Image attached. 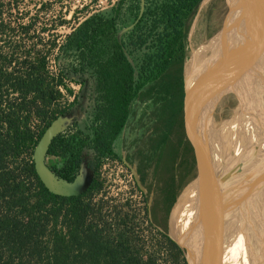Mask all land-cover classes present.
<instances>
[{"label": "trees", "instance_id": "obj_1", "mask_svg": "<svg viewBox=\"0 0 264 264\" xmlns=\"http://www.w3.org/2000/svg\"><path fill=\"white\" fill-rule=\"evenodd\" d=\"M202 1L151 0L124 40L118 36L121 0L110 16L94 14L66 36L62 49L79 50L82 59L68 65L57 61L54 70L50 62L55 42L45 48L39 42L27 47L23 38L14 40L18 29L3 18L0 0V264H157V257L145 256L130 235L126 218L118 215L112 223L102 204L94 201L103 193L98 172L105 158L118 156L117 139L134 113V101L152 92L153 85L140 89L139 80H156L168 98L162 117L166 133L156 149L155 175L162 199L154 205L150 220L157 233L167 237L170 210L179 190L193 177L181 93L191 22ZM224 3L220 0L221 10ZM19 32L25 36L27 27L20 24ZM101 44L109 54L90 73L98 80L92 124L77 130L75 124L69 126L48 148V155L62 160L51 167L58 177L74 181L86 156L94 175L79 194H58L38 174L34 150L47 128L79 101L77 95L69 98L68 81ZM141 51L144 58L137 69L129 54ZM176 225L178 212L171 228Z\"/></svg>", "mask_w": 264, "mask_h": 264}, {"label": "rangeland", "instance_id": "obj_2", "mask_svg": "<svg viewBox=\"0 0 264 264\" xmlns=\"http://www.w3.org/2000/svg\"><path fill=\"white\" fill-rule=\"evenodd\" d=\"M263 1H238L241 4V10L239 9L233 18H230L225 23L223 13L226 12L227 0H224L225 3L222 10L220 0H203L191 22L187 40L189 51V56L186 60L187 66L194 64L201 57L202 52L207 48V43L224 26L233 23L230 34L225 37L228 39H237L241 34L246 33L248 27L260 19ZM119 2L121 0H1V8L3 10V18H6L10 24L18 29L12 35L14 40L23 38L27 47H32L36 42H39L38 46L45 48H48L52 41L55 42L56 46L52 50L50 63L51 67L57 70V61L68 65L74 61L79 62V59H82L79 50L64 51L62 49L61 45L65 41L66 36L83 20L94 14L110 16L114 13L113 8L117 7ZM150 2L151 0H122L120 18L117 19L119 38L127 39ZM135 14H138V16ZM20 24L27 27L25 36H19L21 35L19 32ZM259 26L258 30L260 29ZM145 50L149 51V48H145ZM245 53L246 50L237 58L231 69L220 77V82H226V98L220 92L221 86L218 81L217 84L212 85L211 94L199 110L200 115L198 106L194 111L196 113L194 115L195 119L199 122L201 128L202 143L207 147V150L209 149V155L213 152L215 156L222 144L220 120L223 118L228 106L227 103L230 100L228 93L233 87L232 79L237 74L235 67H237V70L240 67L239 70H241L245 60ZM108 54L109 48L101 44L100 48L89 56L85 67L81 68L78 65L77 71L72 73V79L68 81L72 94H68V96L73 99L74 95H77L79 101L67 114L62 116L63 118L58 122V129L64 126L62 131H65L74 124V130L84 129L85 125L92 124L94 119L93 106L98 95L96 90L98 80L96 76H90V73L99 63L107 59ZM129 57L133 59L137 69H139L144 58L142 51L130 53ZM139 75L138 71L137 79L140 78ZM141 81L143 83L140 89L145 91L150 85H153L152 92L144 99H136L134 101V113L130 116L127 125L117 139L116 151L118 156L105 158L98 172V178L103 182V193L96 196L94 201L102 204L105 216L112 218V223L117 222L116 218H118V215L126 218V229L129 230L130 235L134 237L133 239L136 237L135 240L142 246L145 256L150 253L157 257V264H238L239 258L245 260V262L246 259L250 261V256L252 257L253 254L250 255L246 251L249 256L244 254L245 256L239 257L240 251L237 254L240 244H234L235 246L231 247L230 251L234 250V255L227 253V255L225 254L224 256L223 254L221 256L222 251L218 248L214 249L213 246L215 244L209 238L208 228H205L206 224L201 220L203 219L202 215L204 216L206 213L196 202L198 201V194L196 187L192 184L195 183L193 177L187 180L179 190L177 199L170 210L166 231V235L170 239L168 240L164 235L160 236L155 226L151 225L150 216L153 214L154 205L162 199L158 176L157 174L155 175L156 149L159 140L166 133L162 117L164 115L163 104L167 101L168 95L163 91L164 87L156 83V80L141 78L139 82L141 83ZM229 150L230 147L225 151L227 152V157L231 159ZM88 157L86 156L84 159L79 175L73 181L74 185L71 187V184H69L64 186V188L66 187L72 192H81L89 185L94 174L88 166ZM45 162L47 167L51 169L52 166L60 164L62 160L59 157L47 155ZM142 176L144 181H142ZM262 195L264 197V193ZM256 200L257 198L254 199L255 203H257ZM175 209H181L182 221L181 223L179 221V225L172 229L174 236L171 232V225L172 211ZM193 209H196V211L200 210V220L198 217L197 222H195L196 213ZM163 215V211L159 212V216L162 217ZM188 218L192 234L189 236L187 235L189 233L186 232L185 235L187 238L192 237L194 243L180 240ZM248 222L259 233L260 241L256 242L259 246L261 245V255L259 254L256 264H264V230H262V227L264 229V224L261 223L260 227L257 228L253 225L254 222V224L259 226L256 219H252V223L248 219ZM59 224L64 229L65 224L63 222ZM203 228L204 230H202ZM202 231L203 235H201ZM243 236L245 239L254 240L251 234ZM170 240L174 242V245L170 243ZM195 241L197 242L195 243ZM242 243L245 245V241H242ZM255 245V243L249 244V246L253 247Z\"/></svg>", "mask_w": 264, "mask_h": 264}, {"label": "bare ground", "instance_id": "obj_3", "mask_svg": "<svg viewBox=\"0 0 264 264\" xmlns=\"http://www.w3.org/2000/svg\"><path fill=\"white\" fill-rule=\"evenodd\" d=\"M238 1H240V0H227L226 12L223 13L224 14V22L225 23L230 18L232 19L233 16L236 14V12L239 11L241 4H240V2L238 3ZM261 5H263V6H261L260 19L259 20L257 19L258 21H256L255 23L253 22L254 24L250 23L251 25L248 27V29L250 27H252L253 25H255V27L257 28L260 25V22H262L261 23L262 26H260V29L264 30V27H263L264 26V16H262V14L264 13V4H261ZM257 7H258V5H257ZM239 14H240V12H239ZM253 15H255V14H253ZM257 17H258V15H257ZM247 19H248V17H247ZM221 20H223V19H221ZM219 28H221V27H219ZM248 29L246 30V32L248 31ZM245 54H246L245 55V60H244V63L242 64V67H241V70H240V78H239L238 83H237L236 86L234 84H232L233 85L232 90H230V92L228 93L229 97H230L229 98L230 100L227 103L228 106L226 108V111L224 112V116L220 120V125L219 126H220V130H221V134H222L221 135L222 136V140H221L222 144L220 145V147L217 150L218 153L215 156H213V159H212V164L214 165V168L216 169L217 173H216L214 168L213 169L212 168L210 169L209 167L207 168V166H206L204 161L201 162L200 166H201V171L203 172L204 177L206 179V183L209 186H211L213 190H217L216 191L217 195L219 194L218 190H219V187L221 186L220 178H222L223 184H224V187H225V192H226L228 198L229 199L231 198L230 200H232L240 208V211L242 212V214L244 215V217L246 218L247 221L249 219V221L251 222L252 219L253 220L256 219V221L259 224V226L254 224V222H253V225L258 228V227H260L261 223L264 224V197L261 194L256 200L257 203H255L254 202L255 198L253 199L251 197V195H252L251 192H253V191L256 192L258 189H261L262 193H264V187H262V184L258 183V181H257L253 185L251 184L252 186L248 185L247 189H244L247 186V182L244 181V182L240 183V185L242 186V189H244L243 191L247 190L251 194H249L247 192H242L240 194L238 186L233 181L234 180L233 179L234 176H233V172H232L233 168L231 167L232 160L227 157V152L225 151L229 147H230V150H229L230 153L232 152L231 148L236 150L238 148V146H241V147L245 146L246 147V142L244 141L243 138H241L240 140H241V142H245V143H240L239 142V136L242 133L240 134L241 130L238 131L237 129L239 127H241V126L247 127L248 126V122H249V124L251 122V125L254 128L253 135H254V137L256 139L255 142H257V146H256L257 148H255V149H257V152H259L258 156L264 158V140H263V137H262V134H264V120L263 121L262 120L258 121V119H255L256 116L253 115V114L252 115L254 116V118L251 119L252 118L251 117L252 116L251 112H253L251 106H253L257 102L258 105H260L262 108H264V96H261V94L258 95V91H257V89L261 88L262 84L264 83V77L260 79V76L262 74L261 73L262 70L264 72V65L261 66V67L258 66V68H257V64L260 65V62H261V60H259L258 57L260 56V58L261 59L263 58L262 60H264V36H263V38L261 37V39L256 40L253 44H251L249 47H247ZM259 71H261V72H259ZM260 80H262V82ZM226 81H227V79H226ZM259 82H261V83L259 84ZM219 85L221 86V91L220 92L223 93V95L226 98V88H227L226 87V82H224V81L220 82V79H219ZM247 86H249V87H247ZM260 90H262V88ZM216 96H217V94H216ZM240 101H241V103H242L241 105L243 106L244 109L241 108V106L238 104ZM262 117L264 119V112L262 114ZM60 119H61V117L54 123V125L51 128L49 134H54L58 130H61V129L64 128V126H63L62 128L58 129V122H59ZM216 121H217V119H216ZM218 123H219V121H218ZM251 125H249V126L251 127ZM211 132H213V131H211ZM259 134H261V135H259ZM48 138L46 139V141H45V143L43 145V148H45V146L47 144V141H48ZM260 139H262V140H260ZM222 148H224V149L222 150ZM233 154L235 155V151H234ZM255 158H257V157H255ZM239 164H242L243 166H245L243 168V170H245L246 168L249 167L248 159H246L245 161L239 162ZM247 170H245L246 173H248ZM257 171H258V169H257ZM40 172H41L42 176L44 177V179L47 181V183L54 190H56V191H62L63 190L64 182L62 180L58 179L53 174V172H51L49 170L48 167L41 166ZM245 179H247V178H245ZM192 184H193V186L196 187L195 183H192ZM197 198H198V196H197ZM217 201L218 202L220 201V199H218V197H217V199L213 200L212 202H217ZM227 203L228 202L220 201V204H221L220 207H221V210H222L221 218H222L223 213L225 212L228 215H230L231 220H233L234 222H238L237 215H236L237 209L233 208L234 205H232L230 203L227 206ZM196 209H193V211H195V213H196L195 214V222H197V218L198 217H199V220H200V210L196 211ZM212 210H213V208H212ZM229 222H230L229 219H226L225 221H223V223L221 225L229 227V225H227V224H229ZM215 223H216V221H215ZM231 226H233V224ZM202 230H204V228ZM262 230H264L263 227H262ZM233 231H235V230H233ZM208 232H209V230H208ZM223 234H224V232H223ZM201 235H203V231L201 232ZM223 236H225V234ZM243 237H241L240 242L245 241V245L246 246H249V244L257 243L256 241L254 242V240L250 239L249 237H248L249 239H245V237L244 238ZM209 238H210V240L212 239L210 235H209ZM197 241H195V243ZM213 247H214V249L218 248V246L216 244ZM239 251H240V245L238 247L237 254H238ZM239 253H240L239 257H241L243 254L241 252H239ZM222 255H223V252L221 253V256ZM238 264H240L239 260H238Z\"/></svg>", "mask_w": 264, "mask_h": 264}, {"label": "water", "instance_id": "obj_4", "mask_svg": "<svg viewBox=\"0 0 264 264\" xmlns=\"http://www.w3.org/2000/svg\"><path fill=\"white\" fill-rule=\"evenodd\" d=\"M232 26L233 23L228 24V26H224L218 32V34L211 38V40L207 43V48L202 52L201 57L194 64L187 66V62L185 63L183 73V88L181 93L183 134L189 161L192 166L193 173L195 175L196 191L198 194L197 202L199 204V207L205 211L204 213L213 218L214 216L221 215L222 210L220 207V201H225L234 205L233 208L237 209L236 215L238 222H234L229 218V226L235 230V233L236 231L241 232L242 224L249 226L250 231L253 232V234L255 235V239H257V241H260L258 231L246 220V218L240 211V208L228 198L225 192V187L222 178H220L221 186L219 187V194L217 195V190H213L212 187L206 183V179L204 177L203 172L201 171L200 166L201 162L204 161L207 168L209 167L210 169H213L214 165L212 164V159L214 153L211 152V155H209V149L207 150V147H205L202 143L200 132L201 128L199 122H197L195 119L194 115L196 113H194V111L198 106L199 112L200 108H202L205 101H207L209 95L212 92V85L216 84L219 81L220 76H223L227 73L228 70L231 69V67L235 64V61L241 55V53L244 52L247 47L253 44L256 40L261 39V37L263 38L264 36V30H257L258 27L256 28L255 25H253L248 29L246 33L240 35L237 39L225 38L226 36L228 37V35L230 34L229 32L232 30ZM59 118H57L43 134L42 138L40 139L34 150L33 159L38 174L51 191L62 195L79 194L80 192H72L68 188H64V185L66 186L69 184H71L72 187V185H74L73 181L69 182L65 179L58 177L55 172L49 168V170L53 172V174L58 179L64 182L62 191L54 190L47 183V181L44 179L40 172L41 166L47 167L45 160L46 156L48 155V148L52 139L63 130L61 129L54 134H49L54 123ZM47 138V144L45 148H43V145ZM217 197L218 199H220V201L212 202L213 200L217 199ZM212 208L214 211H212ZM224 215H226L225 212L222 216ZM230 224H233V226H231ZM213 228L214 226L209 228L212 233L214 232ZM233 237L236 241L240 242L239 234L238 236L234 235Z\"/></svg>", "mask_w": 264, "mask_h": 264}, {"label": "flooded vegetation", "instance_id": "obj_5", "mask_svg": "<svg viewBox=\"0 0 264 264\" xmlns=\"http://www.w3.org/2000/svg\"><path fill=\"white\" fill-rule=\"evenodd\" d=\"M263 14H262V16H264ZM258 59L261 60V62H260V65L257 64V68H258V66L261 67V66L264 65V62H263L264 60H262L263 58L261 59L260 56H259ZM236 68L237 67H235V70L237 71V74L232 79V84H234L235 86L237 85L238 80L240 78V70H239L240 67H239L238 70ZM259 72H261V71H259ZM261 73H260L261 74L260 79L264 77L263 70H262ZM237 75H238V78L236 79ZM260 81L262 82V80H260ZM261 82H259V84ZM247 87H249V86H247ZM261 88H262V90H260ZM261 88L257 89L258 95L261 94V96H264L263 95L264 94V83L262 84ZM238 104L241 106V108H243V106L241 105L242 104L241 101ZM251 107H252V110H253V112H251V115L252 114L255 115L257 117V118L255 117V119H258V121H260V120L263 121L264 119L262 117V114L264 112V108H262L260 105H258L257 102H256V104H254ZM253 115L251 116L252 118L250 117L251 119L254 118ZM249 125H251V122H250V124L248 122V126L247 127L241 126V127H239L237 129L238 131L241 130L240 131V134L242 133L239 136V142L240 143H245L246 142V147L245 146H242V147L241 146H238V148L236 150H234L233 148H231V150H232V152L230 153L231 160H232L231 167L233 168V171L232 172H233V176L235 177V178L233 177V179H234L233 181L238 186L240 194L242 192H247L249 194L252 193V195H251L252 198H258L262 194L261 189H258L256 192L253 191L254 193L253 192L250 193L247 190L246 191H243L244 189H247L248 185H251V184L253 185L257 181H258V183H261L262 184V187H264V168H263L264 167V158L258 156L259 155V152H257V149H255V148H257L256 147L257 146V142H255L256 139H255V137L253 135L254 128L252 127V125H251L252 128ZM247 128L249 130L250 129L251 130L249 131ZM259 135H261V134H259ZM262 137H263V140H264V134H262ZM241 138H243L245 142H241V140H240ZM260 140H262V139H260ZM234 151H235V155L233 154ZM255 157H257V158H255ZM246 159H248V161H249V164H248L249 167L245 169V170L248 169L247 170L248 173H246V171L243 170V168L245 166H243L242 164H239V162L245 161ZM257 169H258V171H257ZM192 174H193V179L195 180V175L193 173V170H192ZM245 178H247V179H245ZM244 181L247 182V186L244 189H242V186L240 185V183H242ZM228 205H229V203H227V206ZM177 212H178V216H179V221L181 223V221H182V212H181V209H175V210L172 211V221H174L175 213H177ZM227 216L230 218V215H228V214L227 215H224V217L222 216V218H221V215H219L217 217L214 216L213 217L214 219L211 218L210 216H208L207 214L203 216V220L205 221V224L207 225L208 230H209L210 226L211 227L214 226V228H213L214 232L213 233L209 230L210 236L212 237L213 244H216L218 246V248L223 252L224 256L227 253L230 254V249H231L232 246L233 247L235 246L234 244H240V252L243 254V256H245L244 254H246L245 253V251H246V252L250 253V255L253 254L252 257H254V258H252L250 256V261L248 259H246V262H245V260L239 258L240 264H256L257 261H258L257 258H259V254L261 252L260 246L257 243H255L256 244L255 247H253V246H246V245L241 244V242L236 241L234 239V237H233L234 235L238 236V234H239V236L241 238L243 235H246V234L247 235H250L251 234L253 236L254 242H255V241H257V239H255V235L253 234V232L250 231L249 226H246L244 224H242V228H241V230H243V232L242 231L241 232H237L236 231V233H235V231H233L234 229L231 228L230 226L229 227H226L224 225H221L223 223V221H225L226 219H229ZM188 221H189V218L187 219V221L185 223L186 226L184 227L185 230H184L183 236L181 235L182 236V237L180 236L181 239L179 238L180 240L186 241V242L192 241V237L191 238H187L186 235H185L186 232L189 233V234H187L189 236H190V234H192V232H191L192 229H190V224H189ZM215 221H216V223H215ZM191 223H192V221H191ZM227 225H229V224H227ZM171 232H172V228H171ZM223 232H224V234H225L226 237L223 236L224 235ZM246 255H248V254H246Z\"/></svg>", "mask_w": 264, "mask_h": 264}]
</instances>
